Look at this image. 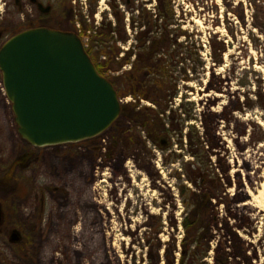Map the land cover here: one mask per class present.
Listing matches in <instances>:
<instances>
[{"label": "rangeland", "instance_id": "1", "mask_svg": "<svg viewBox=\"0 0 264 264\" xmlns=\"http://www.w3.org/2000/svg\"><path fill=\"white\" fill-rule=\"evenodd\" d=\"M108 1H99L91 19L94 0H43L53 6V15H64L68 30L79 37L80 14L99 26L102 13L109 11ZM136 1L137 7L143 3L152 10L157 3ZM249 5L248 0H174L177 21L170 30L186 32L178 41L182 52L178 58L187 61L174 72L181 77L179 96L174 111L166 115L169 132L158 138L159 147L140 125L119 117L94 140L28 148L18 133L11 103L0 92L4 169L12 161L15 164L14 155L31 154L29 161L12 171L20 197L7 211L20 240L9 243V236L1 238L3 264H187L188 256L182 257L187 234L183 223L196 217L194 210L205 207L210 211V229L201 251L208 249L197 264H264V207L263 211L235 210L236 204L249 198L247 188L257 194L264 182L260 178L264 173V29L252 30ZM66 10L71 11L69 17ZM9 12L10 32L20 31L21 17L12 14L13 9ZM30 14L37 16L35 11ZM126 14L130 40L122 49L129 50L132 63L136 40L129 19L139 13ZM80 38L84 45L88 42ZM195 52L203 62L200 76L189 60ZM129 69L131 64L115 74ZM186 76L194 80L186 81ZM205 94L221 96L206 101ZM121 99L125 106L136 101L132 96ZM138 105L155 109L147 101ZM179 105L191 111L193 120L183 121L185 114L178 117ZM122 130L136 136L138 146H119ZM246 156L260 167L257 171L243 162ZM239 160L242 165L237 168ZM238 169L240 173H235ZM198 170L209 173L212 183L202 191L220 198L193 208L181 188L199 194L188 177L195 179ZM251 172L257 176L251 178Z\"/></svg>", "mask_w": 264, "mask_h": 264}, {"label": "trees", "instance_id": "2", "mask_svg": "<svg viewBox=\"0 0 264 264\" xmlns=\"http://www.w3.org/2000/svg\"><path fill=\"white\" fill-rule=\"evenodd\" d=\"M99 1L94 0L95 8L91 9L88 15L91 19L97 13ZM248 1L250 9L253 12L250 17V25L252 30L260 32L264 29L263 0ZM137 2L139 1L109 0L107 2L109 11L102 13V21L99 26L89 24L85 15L80 14L79 22L81 27L78 31L80 32V37L87 38L88 40L85 43L86 52L96 66L99 74L113 84L119 98L132 96L136 99L135 104L122 105L120 118H124L129 123L133 122L136 125H140L146 132L147 138L152 141L154 146L159 147L158 138L163 136L164 132H169V130L165 129V123L166 118L170 116L166 117V115L168 112L174 111L172 106L179 96L178 87L181 77L175 76L174 72L180 67L179 65L182 62L187 61V58H178L182 55V52L179 51L180 44L178 41L181 37L185 36L186 32L174 33L170 30V27L175 25L177 21L174 0H156L157 3L154 10L148 8L143 3L140 7H137ZM239 4L242 5V3ZM66 11L68 12V10ZM126 12L129 14H133L134 12L139 13L137 18L133 17L129 19L130 27L135 30L133 37L136 40V45L134 46L136 51L134 54L135 60L132 63L129 60V50L125 51L122 49V46L128 44L130 40L126 32L127 23L125 21L128 19ZM70 15L71 13L69 12L66 16L69 17ZM80 24L78 23L77 25ZM66 31H69L68 28ZM174 46L176 47L174 48ZM122 53L123 57L119 58ZM175 58H178L176 62ZM190 59L195 64L192 68L194 73L200 76L201 74L198 70L203 67L200 54L198 52L192 53ZM130 64L131 69L123 72L122 75L115 74ZM193 80L194 77L190 79L186 76V81ZM141 101L151 103L155 109L149 107L139 108L138 103ZM191 105L194 106V103ZM176 110L180 111V114H178L179 118L185 114V119L181 118L183 121L193 120L191 111L184 110V106L179 105ZM170 123L172 124L171 120ZM126 132L122 130L118 133L120 135L117 138L119 146L124 145L130 149L133 146H138L136 136L130 132L125 134ZM201 139L199 138V140ZM110 151H115V147H111ZM109 155H111V152ZM195 175V179L190 178L189 175L188 177L191 183L199 189V194L192 193L183 186L181 188L182 195L190 200L187 203L193 208L198 207L199 202L203 203V205H211L212 200L218 199L220 196L207 195L202 191L212 185L209 173L204 170L203 172L198 170ZM208 209V207H205L194 210L193 214L196 217L190 218L183 223L187 234L182 241L183 248L185 249L182 257L186 259L188 256L187 264H197L205 258L207 253L208 247L203 252L201 249L207 242L208 234L206 232L210 229V217H208L210 211ZM199 214H205V216L203 217ZM202 240L204 241L202 242Z\"/></svg>", "mask_w": 264, "mask_h": 264}, {"label": "water", "instance_id": "3", "mask_svg": "<svg viewBox=\"0 0 264 264\" xmlns=\"http://www.w3.org/2000/svg\"><path fill=\"white\" fill-rule=\"evenodd\" d=\"M0 71L18 133L34 147L97 138L121 115L116 88L75 32L35 28L14 35L0 49ZM19 240L15 230L10 242Z\"/></svg>", "mask_w": 264, "mask_h": 264}, {"label": "flooded vegetation", "instance_id": "4", "mask_svg": "<svg viewBox=\"0 0 264 264\" xmlns=\"http://www.w3.org/2000/svg\"><path fill=\"white\" fill-rule=\"evenodd\" d=\"M5 1V0H4ZM2 0H0V49L4 45L5 42H7L11 37L14 35L30 30L35 28H46V29H52V30H67L66 22L64 18V15L61 13L57 16L53 15L54 8L51 4L43 2V0H37L36 2H33V0H6L5 5L6 8L3 9L2 6ZM42 5V9L39 7V5ZM50 7L51 11L50 13H44L46 8ZM13 9L12 14L15 16H20L22 20V28L20 31L10 32L11 26L8 24L7 17L10 15L9 10ZM31 11H35L37 13L36 18H34L33 15H31ZM67 12V11H66ZM68 12H71L70 10ZM16 29V28H15ZM69 29V28H68ZM11 33V35H9ZM4 39H6L4 42H2ZM3 79H2V72L0 71V92L3 90ZM4 91V90H3ZM4 101L9 104L6 95H4ZM10 108L12 110V106L10 104ZM14 114V113H13ZM15 118V117H14ZM18 130V127H17ZM22 139V138H21ZM28 148H33L32 145H30L28 142H26L24 139H22ZM6 155L0 154V240L3 236L11 237L12 233L16 230L14 228V224L11 223L10 216L12 213L8 210L7 206L11 203L15 204L17 202V199L20 197L18 194V187L19 183L17 182L15 174L12 172L13 169H16L23 165V163L29 161V157L31 154L27 152H23L20 156H15V164L13 165V161L11 160L8 162L11 164L5 168V160H2L3 157ZM28 165V164H27ZM26 165V166H27ZM8 172L9 175L6 176L5 173ZM12 172V175H11ZM10 243V238H9ZM8 244V243H7ZM9 245V244H8ZM10 246V245H9ZM1 258V257H0ZM0 263L3 264V262L0 260Z\"/></svg>", "mask_w": 264, "mask_h": 264}, {"label": "bare ground", "instance_id": "5", "mask_svg": "<svg viewBox=\"0 0 264 264\" xmlns=\"http://www.w3.org/2000/svg\"><path fill=\"white\" fill-rule=\"evenodd\" d=\"M225 79V78H224ZM5 93L3 90H1V96L4 97ZM221 95L219 94H215V95H211V94H205V100L208 101V100H211V99H214V98H218L220 97ZM8 104V103H7ZM223 140L225 142H228V140L226 138H223ZM243 162L245 164H251L253 169L255 171H257L260 167L255 163V161L252 162V160H250V157L249 156H246L244 159H243ZM238 167H240L242 165V161L239 160L238 162ZM264 164V163H263ZM235 173H240V170H234ZM256 175V173L254 174L253 172H251L249 174V176L252 178V176ZM257 178V177H256ZM261 179H263L264 181V173L262 174V176H260ZM259 188L260 190L257 191L258 193L255 194L253 193L249 188H247L245 190V195L248 196L249 198L247 200H244L243 202L239 203V204H236L235 205V210L237 212H243L244 210H246L248 207H253V208H256V209H260L263 211V208L264 207V182H262L260 185H259ZM244 192V191H243ZM244 194V193H243Z\"/></svg>", "mask_w": 264, "mask_h": 264}]
</instances>
